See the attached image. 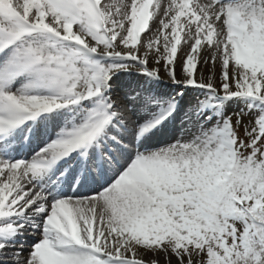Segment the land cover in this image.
Here are the masks:
<instances>
[{
  "label": "snow or ice",
  "instance_id": "snow-or-ice-1",
  "mask_svg": "<svg viewBox=\"0 0 264 264\" xmlns=\"http://www.w3.org/2000/svg\"><path fill=\"white\" fill-rule=\"evenodd\" d=\"M0 264H264V0H0Z\"/></svg>",
  "mask_w": 264,
  "mask_h": 264
},
{
  "label": "bare ground",
  "instance_id": "bare-ground-1",
  "mask_svg": "<svg viewBox=\"0 0 264 264\" xmlns=\"http://www.w3.org/2000/svg\"><path fill=\"white\" fill-rule=\"evenodd\" d=\"M177 72H179V69L177 68Z\"/></svg>",
  "mask_w": 264,
  "mask_h": 264
},
{
  "label": "rangeland",
  "instance_id": "rangeland-1",
  "mask_svg": "<svg viewBox=\"0 0 264 264\" xmlns=\"http://www.w3.org/2000/svg\"><path fill=\"white\" fill-rule=\"evenodd\" d=\"M177 68L179 69V65H177Z\"/></svg>",
  "mask_w": 264,
  "mask_h": 264
}]
</instances>
